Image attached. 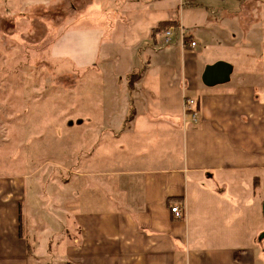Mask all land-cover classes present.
I'll list each match as a JSON object with an SVG mask.
<instances>
[{
  "label": "crops",
  "instance_id": "obj_1",
  "mask_svg": "<svg viewBox=\"0 0 264 264\" xmlns=\"http://www.w3.org/2000/svg\"><path fill=\"white\" fill-rule=\"evenodd\" d=\"M111 1L155 45L174 22L179 76L149 74L168 59L117 58L95 77L101 91L79 97L71 153L68 119L52 127L63 140H45L63 148L50 171L0 174V264H264V95L244 81L207 86L220 58L193 53L228 42L244 0Z\"/></svg>",
  "mask_w": 264,
  "mask_h": 264
},
{
  "label": "rangeland",
  "instance_id": "obj_2",
  "mask_svg": "<svg viewBox=\"0 0 264 264\" xmlns=\"http://www.w3.org/2000/svg\"><path fill=\"white\" fill-rule=\"evenodd\" d=\"M242 3L229 20L228 42L203 52L198 46L193 53L231 63V81L255 85L264 95V0ZM122 10L111 0H0V174L27 173L36 165L50 171L49 158L63 148L55 143L46 152L45 140H63L52 127L65 128L68 119L65 138L71 153L78 138L79 97L101 91L95 77L113 74L117 58L131 56L141 64L168 59L175 64H159L149 74L179 76L182 54L176 42L159 48L151 33L141 32L143 27L127 25ZM35 139L42 140L31 143Z\"/></svg>",
  "mask_w": 264,
  "mask_h": 264
},
{
  "label": "water",
  "instance_id": "obj_3",
  "mask_svg": "<svg viewBox=\"0 0 264 264\" xmlns=\"http://www.w3.org/2000/svg\"><path fill=\"white\" fill-rule=\"evenodd\" d=\"M233 65L227 61L219 60L215 63L208 64L202 75V80L207 86L223 84L231 79ZM264 214V202H263ZM264 236V233L262 234Z\"/></svg>",
  "mask_w": 264,
  "mask_h": 264
},
{
  "label": "built area",
  "instance_id": "obj_4",
  "mask_svg": "<svg viewBox=\"0 0 264 264\" xmlns=\"http://www.w3.org/2000/svg\"><path fill=\"white\" fill-rule=\"evenodd\" d=\"M175 26H169L166 31L164 32V37H163V41L158 44V47H164V46H168L172 43L173 41V33L175 31ZM191 46H195L196 42L195 41H191ZM185 109L187 112L190 113L191 118L193 120V122L197 123L199 120L198 117V110H197V101L194 99H190V98H185ZM172 212L174 213L175 217L178 218H183L184 213L183 210L181 208V206L179 204H175L174 206H172L171 208Z\"/></svg>",
  "mask_w": 264,
  "mask_h": 264
},
{
  "label": "trees",
  "instance_id": "obj_5",
  "mask_svg": "<svg viewBox=\"0 0 264 264\" xmlns=\"http://www.w3.org/2000/svg\"><path fill=\"white\" fill-rule=\"evenodd\" d=\"M174 22L172 21H166V22H163L161 23L157 28H156V33H160V32H165L166 29L170 26V25H173Z\"/></svg>",
  "mask_w": 264,
  "mask_h": 264
}]
</instances>
